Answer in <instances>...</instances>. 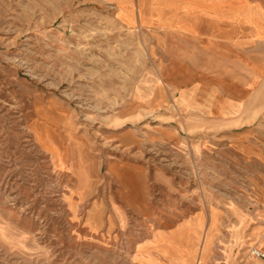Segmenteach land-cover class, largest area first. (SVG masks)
Returning <instances> with one entry per match:
<instances>
[{
  "label": "rangeland",
  "instance_id": "1",
  "mask_svg": "<svg viewBox=\"0 0 264 264\" xmlns=\"http://www.w3.org/2000/svg\"><path fill=\"white\" fill-rule=\"evenodd\" d=\"M169 34L125 25L105 0H0V264H130L73 217L101 215L114 163L170 177L167 191L153 184L155 199L222 210L209 264H264L250 253L264 249V114L187 124L199 115L187 114V75L159 68L175 55L154 37ZM203 128L212 139H199ZM251 129L238 148L224 138ZM235 209L251 214L238 237Z\"/></svg>",
  "mask_w": 264,
  "mask_h": 264
},
{
  "label": "crops",
  "instance_id": "2",
  "mask_svg": "<svg viewBox=\"0 0 264 264\" xmlns=\"http://www.w3.org/2000/svg\"><path fill=\"white\" fill-rule=\"evenodd\" d=\"M105 2L115 5L117 18L129 27L169 30L166 37H154V43L169 44L175 55L159 65L162 76L181 75L178 69L187 75V114L199 113L187 124H249L262 117L264 0ZM169 83L171 90L180 88L174 81ZM152 101V106L161 104L158 98ZM207 129L197 133L199 139H212ZM225 133L224 138L237 142L234 147L238 148V142L253 138L256 129ZM248 152L261 154L255 146H249ZM115 164L118 169L111 166L110 173L117 186L100 201L101 215L83 219L73 215L74 221H84L94 237L102 238L130 264H209L223 235L222 210L174 194L155 199L153 184L167 191L173 187L170 177L162 171L152 172L146 165ZM233 215L238 237L239 221L248 220L251 214L235 209Z\"/></svg>",
  "mask_w": 264,
  "mask_h": 264
},
{
  "label": "built area",
  "instance_id": "3",
  "mask_svg": "<svg viewBox=\"0 0 264 264\" xmlns=\"http://www.w3.org/2000/svg\"><path fill=\"white\" fill-rule=\"evenodd\" d=\"M250 253L254 256L261 258L264 261V250L262 248L252 246L250 248Z\"/></svg>",
  "mask_w": 264,
  "mask_h": 264
},
{
  "label": "bare ground",
  "instance_id": "4",
  "mask_svg": "<svg viewBox=\"0 0 264 264\" xmlns=\"http://www.w3.org/2000/svg\"><path fill=\"white\" fill-rule=\"evenodd\" d=\"M75 197V196H74ZM77 197V196H76ZM78 199V198H77Z\"/></svg>",
  "mask_w": 264,
  "mask_h": 264
}]
</instances>
